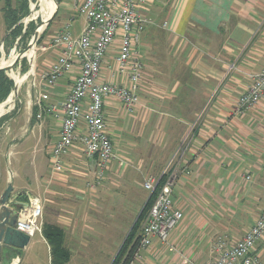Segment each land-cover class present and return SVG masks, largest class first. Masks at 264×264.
I'll return each instance as SVG.
<instances>
[{
    "label": "crops",
    "instance_id": "crops-1",
    "mask_svg": "<svg viewBox=\"0 0 264 264\" xmlns=\"http://www.w3.org/2000/svg\"><path fill=\"white\" fill-rule=\"evenodd\" d=\"M55 1L41 45L71 15L73 33L83 24L73 7L79 0ZM138 12L148 21L134 43L144 64L139 103L125 113L118 101L106 102L115 156L100 180L95 157L86 156L78 142L64 155L63 169L52 168L49 150L60 122L46 111L37 117L33 101L40 91L48 95L44 106L61 101L75 71L47 87L39 75L56 59L57 50L34 46L33 57V49L26 56L33 81L24 95L31 89L33 97L24 101L47 157L43 168L33 166L18 190L13 184L10 204L24 203L18 197H39L38 233L48 264L57 252L66 254L61 264H112L147 201V176L173 178L171 199L183 216L168 245L152 238L149 246L140 247L138 241L128 264H181L182 256L203 263L215 257L210 249L217 237L232 244L263 209L264 97L240 113L234 106L251 84L250 74L264 68V0H146ZM0 20L5 39L3 14ZM51 24L57 25L55 30ZM117 48L118 39L101 62L99 79L123 84L124 76L115 71ZM2 177L0 194L9 183ZM254 251L264 259V238Z\"/></svg>",
    "mask_w": 264,
    "mask_h": 264
},
{
    "label": "built area",
    "instance_id": "built-area-1",
    "mask_svg": "<svg viewBox=\"0 0 264 264\" xmlns=\"http://www.w3.org/2000/svg\"><path fill=\"white\" fill-rule=\"evenodd\" d=\"M146 0H79L74 9L83 17L80 32L71 31L74 16L63 23L40 46L41 50L55 49L56 59L40 72L45 86H53L65 73L75 71L74 82L66 96L55 104L43 105L48 95L40 91L33 103L36 114L46 111L59 119L58 137L50 147L49 160L54 170L63 169V157L68 149L78 142L83 153L95 157L96 179L103 172L115 153L107 132L104 106L110 99L120 103L125 113H132L139 103L138 88L143 72V60L134 48L140 30L148 22L139 12ZM118 39L115 57L116 73L124 76L125 83H113L99 79L101 62L110 46ZM4 44V41L1 42ZM251 84L239 95L234 111L237 113L258 105L264 97V68L250 74ZM264 115V112H263ZM147 176L143 187L148 197L153 194L146 219L139 234V246L147 247L152 238L168 245L171 231L182 218L180 209L173 205L171 191L173 178ZM248 178V176H247ZM92 186V184H91ZM26 202L17 210L16 228L34 236L41 231L42 206L38 196L28 195ZM264 238V205L259 216L243 236L228 243L225 236L217 237L210 252L214 258L197 263L186 256L181 264H264V259L255 253L256 244ZM138 257V253H134Z\"/></svg>",
    "mask_w": 264,
    "mask_h": 264
},
{
    "label": "rangeland",
    "instance_id": "rangeland-1",
    "mask_svg": "<svg viewBox=\"0 0 264 264\" xmlns=\"http://www.w3.org/2000/svg\"><path fill=\"white\" fill-rule=\"evenodd\" d=\"M53 1L55 2V0ZM46 3L47 2H45V4ZM13 5H15V3ZM1 6L2 2L0 1V14H2ZM60 12H63L62 8L60 9ZM41 17L42 15L39 13L38 0H27L26 14L19 15L20 19L17 22L21 29L20 33H13L12 29H9L7 32L5 30L4 32L7 33V37L4 44L1 43L4 41V33L1 31L2 23L0 20V59H7L13 48H15V53H22L26 50L33 33L37 30L41 22ZM78 22L79 21L77 20L74 23L78 24ZM56 26V24H51L50 30H55ZM24 33L25 35L22 38ZM52 33L48 32L49 35ZM46 34L47 32H45L43 37H45ZM34 46L35 48H40L41 42L39 43L37 40ZM34 46L32 47L33 50L31 49L32 57L34 53ZM40 53L41 51L38 52V54ZM23 58L25 59L24 63L26 65L25 71H23L24 69L21 68V59ZM21 59L14 61L12 65L13 71L19 74L17 75L18 78L16 77V85L18 86L17 94L12 102L9 101L3 107L0 114V190L5 184V180L3 179L2 175L8 178L9 183H12V185L14 184L16 186V191L19 189L21 184H24L22 183L25 182L24 179L28 178L32 174L33 166L38 164V168H43L47 157L46 149L42 143L43 140H41L36 126L31 127L30 125L29 119L31 111L29 107L26 106L28 104L25 103L24 99H32L33 93L29 88V96L26 97V95H24V91L26 88L28 89V85H31L33 78L31 74L27 72L30 65L29 59L26 57H22ZM0 71H2L10 80L9 93L5 97L2 95L0 96V103H2L3 101L7 100L8 95L11 93L14 87L13 82L9 77V71L3 70L2 68H0ZM29 72L31 73V70ZM33 184L35 185L33 186L36 190L37 186L35 183ZM18 198H20L22 202H26L28 199L26 196L25 198ZM147 212L148 205L145 208L141 223L137 229L139 232L144 220L146 219ZM18 264H48L46 247L43 244L38 232L31 237L28 248L23 249V253L20 256Z\"/></svg>",
    "mask_w": 264,
    "mask_h": 264
},
{
    "label": "water",
    "instance_id": "water-1",
    "mask_svg": "<svg viewBox=\"0 0 264 264\" xmlns=\"http://www.w3.org/2000/svg\"><path fill=\"white\" fill-rule=\"evenodd\" d=\"M50 20L51 16H49L47 20L42 23L43 27L40 31L36 30L33 33L30 42L27 45V48L35 44V42L39 39L40 35L49 24ZM22 57V53H19L15 57L14 61H18ZM0 68H2L3 70H8L9 72H13L12 65ZM9 77L12 79L14 87L11 93L14 92V94L16 95L17 87L15 81L11 76ZM10 94L8 95V97L10 96ZM5 101H3L2 103H4ZM12 190L13 185L11 183H8L0 194V264H18L20 256L23 253V249H25L30 240L29 235L16 228V207L21 204H19L18 202H13L12 204H10Z\"/></svg>",
    "mask_w": 264,
    "mask_h": 264
},
{
    "label": "trees",
    "instance_id": "trees-1",
    "mask_svg": "<svg viewBox=\"0 0 264 264\" xmlns=\"http://www.w3.org/2000/svg\"><path fill=\"white\" fill-rule=\"evenodd\" d=\"M0 1L2 2L1 11L3 14L4 23L6 25L7 30L12 29L13 33L19 34L21 29L18 26L17 22L20 19L19 15L26 14L27 0H0ZM14 3H15V5H13ZM54 7H55V3L53 0H51V11H50L49 16H51L52 11L54 10ZM45 11H46V4L43 6L42 12L40 14L45 15ZM40 24H41V22H40ZM40 24H39L37 30L39 29ZM48 26H49V24L47 25V27L45 28L43 33L40 35L38 41H40L42 39L45 32L47 31ZM24 35H25V33L22 35V38ZM5 40H6V37L4 39V42H5ZM24 62H25V59L24 58L21 59V68L25 70L26 65ZM9 85H10L9 78L2 71H0V96L1 95L3 97L7 96V94L10 91ZM163 179H164V177L161 178V183L163 182ZM152 197H153V194H151V196H149V198H147V201H146L141 213L139 214V217H138L137 221L135 222V225L133 226V228L129 232L122 248L119 250V252L116 255L115 260L113 261L112 264H128V262L130 261V258L132 257V254H133V252H134V250L138 244V241H139V235H138L139 231H137V229L141 223L142 216L144 215V212H145V208L147 207V205L149 207L151 200H152ZM47 229L52 230L53 228L49 227ZM65 258H66L65 253L64 254L63 253L58 254V252H57L54 255V263L53 264H61V263H63V260H65ZM59 259H62V260L60 261Z\"/></svg>",
    "mask_w": 264,
    "mask_h": 264
},
{
    "label": "bare ground",
    "instance_id": "bare-ground-1",
    "mask_svg": "<svg viewBox=\"0 0 264 264\" xmlns=\"http://www.w3.org/2000/svg\"><path fill=\"white\" fill-rule=\"evenodd\" d=\"M38 2H39V13H41L42 12V8H43V6L45 5V2H47L46 3V11H45V15H42V17H41V24H40V27H39V29H38V31H40L41 30V28L43 27V22H45L46 20H47V18L49 17V15H50V11H51V0H38ZM37 14H38V12H37ZM34 17V16H33ZM34 45H31L29 48H27L25 51H23L22 52V56L23 57H28L29 56V53H30V51H31V49H32V47H33ZM15 48H13L12 50H11V52H10V54H9V57L7 58V59H5L4 60V58H1L0 59V67H8V66H10V65H13V61H14V59H15V57L19 54V53H15ZM9 74H10V76L14 79V81H15V84H17V78H18V76L17 75H19L17 72H12V71H10L9 72ZM16 75V76H15ZM17 77V78H16ZM16 87H17V90H18V86L16 85ZM15 94H14V92L13 93H11L10 94V96L7 98V100L4 102V103H0V114H1V110L3 109V107L9 102V101H13V99L15 98ZM7 108H8V106H7ZM6 108V109H7Z\"/></svg>",
    "mask_w": 264,
    "mask_h": 264
}]
</instances>
